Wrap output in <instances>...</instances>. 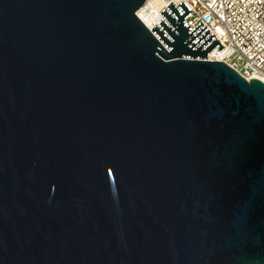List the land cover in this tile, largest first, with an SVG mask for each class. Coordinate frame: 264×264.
Listing matches in <instances>:
<instances>
[{"label":"water","instance_id":"1","mask_svg":"<svg viewBox=\"0 0 264 264\" xmlns=\"http://www.w3.org/2000/svg\"><path fill=\"white\" fill-rule=\"evenodd\" d=\"M146 1L0 0V264H264V81Z\"/></svg>","mask_w":264,"mask_h":264},{"label":"built area","instance_id":"2","mask_svg":"<svg viewBox=\"0 0 264 264\" xmlns=\"http://www.w3.org/2000/svg\"><path fill=\"white\" fill-rule=\"evenodd\" d=\"M182 1L193 10L185 19L191 27L188 31L191 32L202 21L204 24L193 35L201 31L205 25L208 27L195 40L210 29L211 33L200 44L214 34L215 36L203 47L209 45L216 37L225 46L220 51L218 44L210 52L216 51L218 56L212 58L208 56L210 60L227 63L248 81L254 77L264 81V0H165L159 5L158 10L161 14L166 8L178 22L179 18L168 6L174 2L184 13L178 6ZM156 2L157 0H147V9H154ZM162 19L173 28L162 14L161 19L153 23V27L158 25L162 28L159 24ZM148 27L152 30L151 26Z\"/></svg>","mask_w":264,"mask_h":264},{"label":"bare ground","instance_id":"3","mask_svg":"<svg viewBox=\"0 0 264 264\" xmlns=\"http://www.w3.org/2000/svg\"><path fill=\"white\" fill-rule=\"evenodd\" d=\"M165 0H157L154 9H147V5L145 4L138 12L140 18L144 21L145 24L151 26L153 28V23H156L159 19H161V14L159 12V5L163 3ZM209 58L214 56H218L216 51L210 53Z\"/></svg>","mask_w":264,"mask_h":264}]
</instances>
